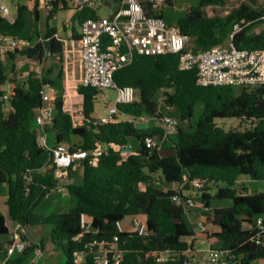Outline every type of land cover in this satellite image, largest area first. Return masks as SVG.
<instances>
[{
	"label": "trees",
	"instance_id": "obj_1",
	"mask_svg": "<svg viewBox=\"0 0 264 264\" xmlns=\"http://www.w3.org/2000/svg\"><path fill=\"white\" fill-rule=\"evenodd\" d=\"M229 1L195 0L185 15L177 19L175 25L192 38L191 47L195 52L224 43L236 23L247 25L235 36L236 47L264 50V31L249 32L253 25L264 22V3L242 0L241 5L226 16L207 15V7L225 6ZM173 5L172 1L168 3V6ZM38 7L39 0H35L37 20ZM164 8L149 9V14L166 20ZM66 9V0H55L47 20ZM27 11L28 7L19 5L13 22L0 14V35L24 37ZM100 17V8L86 6L77 11L73 16L72 39L78 41L81 38L84 21ZM65 29L68 28L65 26ZM56 34L57 30L49 26L44 37L33 31L25 38L34 47L16 53L29 58L36 67L46 59L47 53H50L49 58L61 60L64 42ZM179 64L180 54L177 53L135 54L132 62L114 76L119 87L130 86L138 90V101L118 105L129 115L160 117L159 96L181 121L192 125L196 106L203 103L204 111L195 129L187 131L179 127L159 150L147 149L143 141L146 136L162 135L161 127L142 128L128 122L94 125L92 115L99 91L79 86L78 91L84 97L85 122L77 126L64 108L63 97L57 96L54 118L46 126V132L53 135V147L66 144L71 150L88 152V157L80 162L83 183L67 187L70 200L65 213L38 212L40 203L59 188L66 175L70 177L68 173L78 163L66 169L58 168L53 164L51 152L38 145L34 120L36 110L42 105L41 90L45 83L55 82L49 76L40 77L36 71H31L8 100L12 111L7 114L0 108V184L8 187V215L0 210V236L10 234L9 220L25 229L48 225L52 228V243L66 255V264H95L93 253L85 245L111 241L119 235V245L124 251L123 264H184L190 248L186 239L195 235L191 211L173 200L177 190H165L160 185L165 182L179 185L186 179H200L206 184L196 197L205 202L207 209H211L215 199L229 201L226 207L214 208L211 213L202 210L201 213L208 226L213 224L217 228L212 235L214 247L237 254L239 264H253L264 259V246L250 240L255 231L247 228L259 217L264 222V194H250L246 189L237 188L243 176L264 182V86L203 87L198 84L197 70L184 71ZM7 72L2 64L0 85L9 80ZM61 76L62 73L58 79ZM219 118L241 119L247 128L227 131L215 122ZM133 142H138L139 148L125 158L123 150ZM103 147L106 149L102 150ZM49 165L53 167L45 170ZM211 184L218 188L216 195L208 192ZM221 184L224 187H220ZM190 188L187 183L186 189ZM83 214L92 223L95 233L83 231ZM137 216L146 217V235L119 233V221ZM27 237L26 234V242ZM38 247L44 250V243L27 245L24 252L15 254L7 264L26 263ZM79 253H82L81 259ZM162 257L165 259L161 260Z\"/></svg>",
	"mask_w": 264,
	"mask_h": 264
},
{
	"label": "built area",
	"instance_id": "obj_2",
	"mask_svg": "<svg viewBox=\"0 0 264 264\" xmlns=\"http://www.w3.org/2000/svg\"><path fill=\"white\" fill-rule=\"evenodd\" d=\"M54 1L39 0L40 10L50 12L53 10ZM170 1L174 2L175 0H121L119 9L112 14L98 19L90 18L83 22L81 38L76 42L82 68L79 86L95 89L99 93L110 89L117 92L116 104L105 110L104 114L99 116V121L94 119V125L101 126L121 122L138 125L147 120L146 116L129 115L118 107L119 104H132L139 99L136 88L119 87L114 78L118 70L132 62L135 54L142 56L180 54V69L184 71L197 70L198 84L203 87L240 86L256 88L264 86V50L241 49L234 44L235 36L247 25L236 23L232 33L224 43L195 52L190 46L192 38L184 35L177 25H168L164 18L149 14V9L152 11L160 10L167 7ZM261 2L264 3V0ZM103 5V0H78L77 11H81L86 6L100 8ZM9 13V8L0 3V14L10 20ZM70 25L69 22L65 26L68 28ZM40 40L42 41V39ZM33 47L34 44L28 38L0 35V66L10 54H14L20 49ZM48 57H50V53L46 54V58ZM22 67L23 63L19 62L17 68ZM15 90V84L10 83L9 92L2 96L3 99L8 101L15 94ZM41 95L42 105L36 110L34 120L38 145L51 152L53 164L58 168L66 169L75 163L84 161L88 157V152L85 150H71L66 144L50 146L46 126L54 118V101L57 94L52 89L51 84L45 83ZM98 96L99 94L95 98L97 99ZM78 97L79 102L75 101V106L66 111L73 119L75 118L74 113L80 112L79 124H84V97ZM159 101L165 104L162 98H159ZM76 102L80 104L77 108ZM165 106L171 109L170 106ZM77 125L75 124V126ZM161 129L162 135L144 138L143 142L147 149L159 150L163 142L177 132L178 120L170 115L162 116ZM187 183H190V189H186ZM205 184V180L194 179L190 181L186 179L179 184L173 200L188 212L193 209L204 211L207 209L205 202L197 198L193 191L202 190ZM56 191L66 193L67 189L59 187ZM262 193L264 194V188ZM81 226L86 234L95 233L92 223L87 220L84 214L81 216ZM117 228L119 233L135 232L140 236L148 233L147 221L138 216L131 218L129 229L123 227L122 221L117 223ZM247 228L255 231L250 240L256 245L264 246L263 218H257L255 224H248ZM215 232L203 220L195 225V235L186 239L190 248L186 252L187 259L184 264L240 263L237 254L214 247L212 235ZM26 234L27 230L21 224H14L10 241L4 250L6 259L1 264H7V261L15 254L24 252L27 247V242L24 239ZM195 244L204 245L205 251L199 247L195 248ZM85 247L93 253L95 264H123L124 262V251L119 245V235L111 241L87 243ZM203 253H206L207 261L197 257V254L203 255ZM42 254L43 250L38 247L30 260L31 264L36 263ZM77 255L81 259L82 253ZM164 259V257L161 258V260Z\"/></svg>",
	"mask_w": 264,
	"mask_h": 264
},
{
	"label": "rangeland",
	"instance_id": "obj_3",
	"mask_svg": "<svg viewBox=\"0 0 264 264\" xmlns=\"http://www.w3.org/2000/svg\"><path fill=\"white\" fill-rule=\"evenodd\" d=\"M1 4L6 5L9 8V19L10 20H15L17 17V9L19 5L26 6L28 7V11L26 13V17L28 20L26 29L24 31L23 36L24 37H29V35L33 31H38L42 37L45 36V33L47 31V16H48V11L42 9V16L43 18H39L37 20L35 16V0H0ZM31 3L33 4L32 7ZM242 3V0H231L229 1L225 6H209L206 8V13L210 17H215V16H226L228 15L231 11H233L235 8L239 7ZM105 5H109V3H104ZM195 4V0H175L173 6H167L164 8L165 12V17H166V22L168 25H175L177 22V19L184 16L186 13V10L188 7L191 5ZM70 7H72V3L69 4ZM78 7V6H77ZM110 10L106 6L100 7V13L102 16H107L110 14ZM70 22V27L68 29H65L66 23ZM56 30L59 33V38H61L65 42L71 37V29L74 25L73 22V17L70 18V10H60L56 15H55V20L53 21ZM264 31V22L256 23L255 25L252 26V28L249 30L250 33H259ZM193 41L191 40L190 46L192 45ZM22 50V49H20ZM23 56L21 54H18V58H22ZM10 66L9 62L7 63V68ZM27 68V67H26ZM60 66L56 69V76L60 73ZM17 70L14 69V71H9V77H10V83L17 84L18 86L23 85L24 81L23 79H20L19 73L21 69ZM16 80V82H15ZM10 83L9 81H6L4 84L0 85V93L3 95L9 92L10 88ZM16 86V85H15ZM17 87V86H16ZM79 85L75 86H69L67 87V90L62 91L63 89H59V85H56V93L61 94L63 97V102L64 106L67 110H71L70 108L74 105V102L77 101L79 102V97L82 96L79 91H78ZM53 90L55 88L52 87ZM160 97L158 96V99ZM117 100V92L116 90H104L99 93L98 98L96 99V104H95V112L93 113V118L96 121H99V116L104 114L105 110L109 109L110 107L114 106L116 104ZM76 102V108L80 106ZM0 108H3L7 114H9L12 111V108L9 104L8 101L4 100L2 96H0ZM204 111V105L203 103H198L196 106L195 110V115L193 118V124H189L188 122L181 121V119L178 117L176 112L171 108L168 109L165 104L160 103L159 105V113L160 117L156 118H147L145 122H142L138 124L139 127L142 128H153V127H161V117L165 115H170L175 117L178 120V128H183L184 130L187 131H193L196 127V122L198 121L199 117L202 115ZM81 115L80 112H75L74 116L75 118L77 116ZM218 126L225 128L227 131L230 130H245L247 128L246 122H243L241 119L238 118H224V119H216L215 121ZM50 138V146H53V135L48 134ZM139 148V143L138 142H133L131 145L123 150V155L126 158L128 155H130L132 152L136 151ZM106 148L103 147L102 150H105ZM53 167V165H49L45 168V170H49ZM69 174V173H68ZM83 183V167L81 163H78L77 165L74 166L73 171H72V176L69 177L66 175L62 181L60 182V188L65 187L67 189L68 185L70 184H82ZM224 187L222 184L220 187ZM161 188L168 190V189H174L178 190L179 185L175 183H164L160 185ZM209 190L208 192L211 195H216L218 192V188L211 184L208 186ZM238 189H246L248 193L250 194H258L263 191L264 188V182H259V181H251L248 177L243 176L241 179V182L237 186ZM8 193V187L7 185L0 184V208L2 212L7 213V207H6V197ZM194 195L200 194V191L194 190L193 191ZM68 190L66 193L54 191L51 193L48 197H46L39 205L38 207V212L39 213H65L69 209V195H68ZM199 197V196H198ZM229 205L228 200H219L215 199L212 201L211 204V209H206L204 211H207L211 213L214 208L218 207H226ZM198 211V213H197ZM202 210L200 209H193L190 212V218L191 222L196 225L199 221L203 220L201 216ZM143 219L146 220V217H142ZM130 221L131 218L128 217L122 221V225L125 229H129L130 227ZM10 227L12 229V225L10 223ZM210 228L214 229L217 231V228L213 225H209ZM51 226L48 225H42V226H36L32 227L29 226L27 227V245L29 246L33 242H38L44 243L45 250H43L42 256L39 258V260L34 263V264H66L67 257L63 253L61 249L56 247L51 240ZM13 230V229H12ZM9 236L4 235L0 236V247L5 246L8 243ZM195 248H200L202 251H205L206 247L204 245H194ZM6 249V248H5ZM33 257V256H32ZM197 257L199 259H204L207 261V255L206 253L197 254ZM6 256L5 254H0V262L5 261ZM31 260V259H30ZM27 261L24 264H31V261ZM253 264H264V259H260L255 261Z\"/></svg>",
	"mask_w": 264,
	"mask_h": 264
},
{
	"label": "crops",
	"instance_id": "obj_4",
	"mask_svg": "<svg viewBox=\"0 0 264 264\" xmlns=\"http://www.w3.org/2000/svg\"><path fill=\"white\" fill-rule=\"evenodd\" d=\"M66 2L68 4L67 10H70V18H72L75 15V13L77 12L78 0H66ZM106 2L109 3V5H105L104 3H106ZM70 3H72V7L69 6ZM120 3H121V0H103V4H104L103 6H106L110 10L109 11L110 14H112L113 12H115L119 9ZM32 6H33V4L31 3L30 7H32ZM41 11L42 10H40V8L38 7V12H39L38 19L43 18V16L41 15L42 14ZM54 20H55V17L53 19H51L50 21L47 20V27L49 26L50 28L56 29V27L53 23ZM12 21H14V20H12ZM70 33H71V37L65 42L64 53H63L61 60L58 58L53 59V58L48 57V58L44 59V61L42 63L39 64V67H36L29 58H26V57L18 58V53H14L13 55L15 57H11V55H9L3 61V65L6 67L8 72L14 71L13 66H14V69L17 70V72H19L18 68H17V64L19 62H22L23 67L20 68L21 71L19 73V77H20V79H23L24 82L28 79L31 71H36L40 77L41 76H49V78L51 80H53V82H55L54 84H51V86L53 88H55V90H54L55 93H56V85L57 84L59 85V89L60 88L63 89L62 91L67 90V87H69V86H75V85L78 86L79 85V79H80L81 73H82V68H81V64L79 62V58H78V49L76 46L77 41L72 39V32H70ZM56 36H57V38H59L58 31H57ZM59 39L62 40L61 38H59ZM8 62L10 64V66H8V68H7ZM59 66L61 68L60 73H62V76L60 79H58L60 73L58 74V76H56V69ZM8 76H9V74H8ZM10 80L11 79L9 77V80H8L9 83H10ZM15 82H16V80H15ZM15 85L18 87V85L16 83H15ZM56 94H57V96L61 95L59 93H56ZM64 108H65V106H64ZM65 110H67V109L65 108ZM80 117L81 116L79 115L76 117L77 120L75 118L73 119L74 125L75 124L82 125V124H79L80 123ZM76 121H77V123H76ZM49 144H50V138H49ZM51 147H53V146H51ZM69 174L71 177L72 172ZM7 198H8V194H7L5 203L7 201ZM6 207H7V205H6ZM0 210H1V208H0ZM6 211H7V213H4V212H2V213L4 215H8V208ZM197 213H198V211H197ZM10 223L12 226H14V223L9 220L8 225L10 228V234L8 235L9 236L8 243L10 241V236H11V232L13 229V227L11 229ZM35 243H38V242H35ZM6 246L7 245H5V246L3 245L0 247V254H4V250H5ZM44 250H45V247H44ZM2 262H4V261H2ZM2 262H0V264Z\"/></svg>",
	"mask_w": 264,
	"mask_h": 264
}]
</instances>
